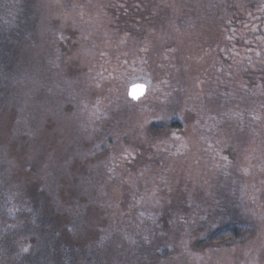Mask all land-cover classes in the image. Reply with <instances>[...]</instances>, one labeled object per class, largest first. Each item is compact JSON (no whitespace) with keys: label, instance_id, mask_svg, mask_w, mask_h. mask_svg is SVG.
<instances>
[{"label":"rangeland","instance_id":"1","mask_svg":"<svg viewBox=\"0 0 264 264\" xmlns=\"http://www.w3.org/2000/svg\"><path fill=\"white\" fill-rule=\"evenodd\" d=\"M2 42L3 193L63 211L82 190L91 227L154 235L153 264H264V0H0ZM228 163L251 235L195 247Z\"/></svg>","mask_w":264,"mask_h":264},{"label":"trees","instance_id":"2","mask_svg":"<svg viewBox=\"0 0 264 264\" xmlns=\"http://www.w3.org/2000/svg\"><path fill=\"white\" fill-rule=\"evenodd\" d=\"M192 1L186 0L189 3ZM183 20L181 27L185 29L187 26L190 29L191 20ZM183 29L181 32H184ZM4 46L2 42L0 66L8 57ZM172 50L173 48L167 47L164 51L162 66H171L169 60L173 57ZM4 71L9 73L7 70ZM4 71L0 70L3 78ZM250 85L252 88L257 86ZM258 85L262 86V91H259L261 101L258 103L262 111L264 73ZM260 115L264 116L263 111L251 115L249 119L254 117L251 126L257 117L264 122V117L262 119ZM259 168L264 171V162H260ZM217 172L222 175L218 179V185L215 186L220 193L217 195L220 202L216 213L214 211L212 213L213 216L217 214L218 222L213 219L208 225L210 227H206L209 232L203 236L205 239L194 245L198 248L205 245L221 246L251 235L252 228L249 227L250 222L248 224L245 214L247 202L243 201L245 194L237 180L240 176L232 163L225 166L218 165ZM222 181L225 182L224 187ZM25 187L27 186L24 185L23 188ZM49 187L50 183L47 188ZM23 188L20 191H17V187L11 188L6 193L0 188V264H153V255L159 250L154 235L146 240L148 235L139 228H132L130 232L127 230L131 228L116 229L110 224L104 227L100 225L91 227L87 223L90 209L85 207V202H81V199L85 198L82 190H79L80 193L72 192L67 195L65 204L62 205L64 210L57 211L55 197L52 200L48 197L45 204L36 196L32 199L28 198L26 193L25 196ZM171 214L170 211L168 215L163 216L169 228H171L170 223L173 222ZM213 226L216 228L211 229ZM192 230L196 232L195 228ZM3 258L6 259L5 262L1 261Z\"/></svg>","mask_w":264,"mask_h":264},{"label":"water","instance_id":"3","mask_svg":"<svg viewBox=\"0 0 264 264\" xmlns=\"http://www.w3.org/2000/svg\"><path fill=\"white\" fill-rule=\"evenodd\" d=\"M133 94H138V98L137 99H133L132 95ZM146 94V86L143 84H133L131 86L128 87L127 89V98L132 101L133 103L138 102L140 99H142L144 97V95Z\"/></svg>","mask_w":264,"mask_h":264},{"label":"snow or ice","instance_id":"4","mask_svg":"<svg viewBox=\"0 0 264 264\" xmlns=\"http://www.w3.org/2000/svg\"><path fill=\"white\" fill-rule=\"evenodd\" d=\"M132 98H133V99H137V98H138V94H133V95H132Z\"/></svg>","mask_w":264,"mask_h":264}]
</instances>
